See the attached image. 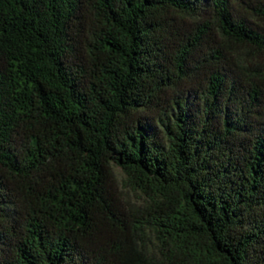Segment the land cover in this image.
Masks as SVG:
<instances>
[{
    "label": "trees",
    "instance_id": "16d2710c",
    "mask_svg": "<svg viewBox=\"0 0 264 264\" xmlns=\"http://www.w3.org/2000/svg\"><path fill=\"white\" fill-rule=\"evenodd\" d=\"M0 264H264V0H0Z\"/></svg>",
    "mask_w": 264,
    "mask_h": 264
},
{
    "label": "rangeland",
    "instance_id": "374dc122",
    "mask_svg": "<svg viewBox=\"0 0 264 264\" xmlns=\"http://www.w3.org/2000/svg\"><path fill=\"white\" fill-rule=\"evenodd\" d=\"M116 172H117V175H118V179H119V180H120L121 178H123V173H122V171H121L120 168H116ZM128 195H129L130 199H132V200L137 199V198H136L137 195H136L135 193L129 192Z\"/></svg>",
    "mask_w": 264,
    "mask_h": 264
}]
</instances>
